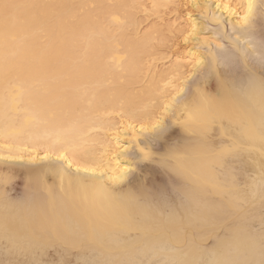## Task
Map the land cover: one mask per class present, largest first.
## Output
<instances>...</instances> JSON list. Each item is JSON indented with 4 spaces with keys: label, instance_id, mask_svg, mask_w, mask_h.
<instances>
[{
    "label": "bare ground",
    "instance_id": "obj_1",
    "mask_svg": "<svg viewBox=\"0 0 264 264\" xmlns=\"http://www.w3.org/2000/svg\"><path fill=\"white\" fill-rule=\"evenodd\" d=\"M183 1L189 5L184 27L178 18L166 29L179 28L190 45L161 68L164 58L156 56L165 25L154 23L141 33L135 10L164 22L161 9L178 0H148L149 9L140 0H41L59 5L41 10L12 0V7L0 10V261L51 259L29 247L28 236L56 217L98 230L74 260L264 261V163L258 150L244 154L243 166L225 169L201 153L193 131L177 152L190 157L184 174L162 168L187 198L177 195L170 207L144 212L110 201L102 191L147 184L138 171L142 164H158L154 127L175 128L198 108L202 94L218 99L221 80L234 117L231 134L239 137L250 120L258 122L264 99L261 0H252L248 26L243 18L249 0ZM239 69L243 73L232 75ZM220 147L217 141L212 150ZM18 180L23 199L12 195ZM43 183L52 196L38 199Z\"/></svg>",
    "mask_w": 264,
    "mask_h": 264
},
{
    "label": "snow or ice",
    "instance_id": "obj_2",
    "mask_svg": "<svg viewBox=\"0 0 264 264\" xmlns=\"http://www.w3.org/2000/svg\"><path fill=\"white\" fill-rule=\"evenodd\" d=\"M12 0H0V10L12 7ZM23 7L41 10L56 8L59 5L41 2V0H25ZM256 5L249 0L247 5L248 12L243 18L245 26L250 25L253 10ZM260 14L264 17V0L260 3ZM202 63V61H198ZM217 97H209L206 94L201 95V103L198 108L189 113L187 119L176 121V127L171 123L157 124L153 131L160 147L158 151L161 155L158 157V164L166 172H176L177 175H183L181 171L183 162L190 158L185 152L183 156L177 155L179 144L182 140L195 131L200 138L201 153L210 155L212 160L225 169L234 170L237 166H243L246 163L244 154L249 156L254 151H259L264 163V99H262L259 109L258 122L255 119L250 120L242 130L239 137L231 134V124L233 115L226 108L228 88L226 80L219 81ZM264 97V90H262ZM220 142L219 150H212V145ZM227 141V143H226ZM143 151V150H141ZM145 159H157L151 153H144ZM173 160L177 163L173 164ZM45 175H48L47 173ZM57 173H52V176ZM39 182V178H38ZM106 199L110 201H119L124 204L135 205L137 208L147 212L155 208H168L179 195L181 198H187L189 193L173 180L172 184L167 183L157 186L143 184L135 189L125 190L123 187L113 188L111 192L103 190ZM52 196V189L46 184H40L37 192V198L40 199L43 194ZM260 198L264 204V184L260 188ZM239 204L235 201L234 206ZM169 219H174V214H170ZM261 223L264 224V208L261 210ZM99 236L96 227L89 226L86 222L80 220L68 221L62 217H56L50 220L42 221L37 229H34L28 236L29 247L35 248L43 257L45 254L51 259L41 258L39 260L24 261L23 264H175L173 261H133V260H80L73 259V253L87 244L89 241L97 239ZM7 238V237H6ZM14 247H16L14 245ZM9 253L12 248L6 249ZM61 257L57 259L56 256ZM0 264H18L16 261H0ZM264 264V261H261Z\"/></svg>",
    "mask_w": 264,
    "mask_h": 264
},
{
    "label": "rangeland",
    "instance_id": "obj_3",
    "mask_svg": "<svg viewBox=\"0 0 264 264\" xmlns=\"http://www.w3.org/2000/svg\"><path fill=\"white\" fill-rule=\"evenodd\" d=\"M141 1L144 2V4H147L148 9L150 8L148 0H140V2ZM176 4L175 5L171 4L168 7H164L161 9L162 12H161L160 16H162V18L164 19V22L161 21L160 19H157L155 16H152V12H144L143 13V11L141 12L140 9L135 10V12L138 14V15L136 14L137 18L140 19L139 21H141L139 32L142 33L144 31L148 30L147 28H151L150 26H153L154 23L159 24L161 26L165 25L163 27L164 31H162V34L163 33L164 34L161 36L160 43H158V48H157L158 55L156 56V58H158V57L164 58V60L159 61L157 63L158 64L157 66L160 68L163 67V65H165V64H166L165 66H168L170 64L171 60H173L177 56L184 55V53H186V51L188 50V46L190 45V42L185 41L184 37L181 35V33L178 32L179 28L184 27V24L186 23L185 22L186 9L188 11L189 5L185 4V2L183 0H178V2ZM146 13L147 14L149 13V14L147 15ZM148 17H150V18H148ZM178 18H180L179 21H181V22L178 21V23H181L180 25H178L179 28L177 27L178 29L175 31H172V32L167 30L166 24L171 25L173 23V20L174 21L178 20ZM157 22H159V23H157ZM261 32L264 34V29L261 30ZM239 72H240V74L243 73V71L239 69V70L235 71V73H233L232 75H237V73L239 74ZM159 147H160V144L158 143L155 146V149L158 150ZM139 168L140 169L138 171V176L143 179L144 183H145V181H147V184L149 186H151V185H163L165 183L170 185L169 179L163 174V169L158 164L146 163V164L140 165ZM13 187H14V190L12 192V195L15 199L25 198V196L23 194V192L25 193V191H24L25 187H24V183L22 180L16 181V183L13 185Z\"/></svg>",
    "mask_w": 264,
    "mask_h": 264
}]
</instances>
